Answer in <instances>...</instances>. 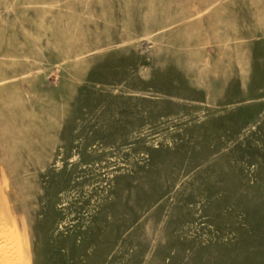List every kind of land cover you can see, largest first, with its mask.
Segmentation results:
<instances>
[{
  "label": "rangeland",
  "instance_id": "1",
  "mask_svg": "<svg viewBox=\"0 0 264 264\" xmlns=\"http://www.w3.org/2000/svg\"><path fill=\"white\" fill-rule=\"evenodd\" d=\"M0 264H264V0H0Z\"/></svg>",
  "mask_w": 264,
  "mask_h": 264
}]
</instances>
